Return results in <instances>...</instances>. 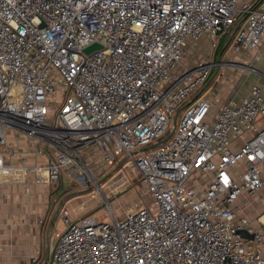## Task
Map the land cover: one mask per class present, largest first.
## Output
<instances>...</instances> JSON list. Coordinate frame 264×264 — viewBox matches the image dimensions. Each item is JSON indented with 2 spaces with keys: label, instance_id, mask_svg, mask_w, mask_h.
Listing matches in <instances>:
<instances>
[{
  "label": "built area",
  "instance_id": "obj_1",
  "mask_svg": "<svg viewBox=\"0 0 264 264\" xmlns=\"http://www.w3.org/2000/svg\"><path fill=\"white\" fill-rule=\"evenodd\" d=\"M233 27L251 69L264 0H0V186L8 169L22 183L29 172L38 184L87 180L101 154L103 168L127 159L152 202L111 210L112 222L62 211L52 264H264V210L249 212L264 189V85L214 112L199 90L216 64L182 65L204 36L215 46ZM180 107L170 139L141 151ZM9 131L46 162L8 166Z\"/></svg>",
  "mask_w": 264,
  "mask_h": 264
},
{
  "label": "crops",
  "instance_id": "obj_2",
  "mask_svg": "<svg viewBox=\"0 0 264 264\" xmlns=\"http://www.w3.org/2000/svg\"><path fill=\"white\" fill-rule=\"evenodd\" d=\"M233 56L238 58V61H228L222 76L207 83L205 87L211 88L210 95L217 100L214 112L227 102L240 103L250 95L253 85H264V49L259 61L255 62L251 69H247V63L241 53H235ZM260 125L264 126V121H261ZM235 144L239 146L241 142L236 141ZM45 162L46 158L43 156L34 155L25 165L31 168ZM39 176L46 178L44 171L40 172ZM23 177V170L17 172L8 169L3 175V180L13 178L21 181ZM59 188L58 183L38 184L36 179L28 180V177L22 186L6 185L0 188V264H52L51 255L57 235L65 230L60 214L67 210L69 215H72L70 203L67 204L69 196L64 198L63 193L58 192ZM263 192L264 189L259 195ZM127 211L129 209L122 210L121 213ZM258 211L260 210L251 214ZM59 217L60 223L57 222ZM81 218H78L75 212L72 220L78 221Z\"/></svg>",
  "mask_w": 264,
  "mask_h": 264
},
{
  "label": "rangeland",
  "instance_id": "obj_3",
  "mask_svg": "<svg viewBox=\"0 0 264 264\" xmlns=\"http://www.w3.org/2000/svg\"><path fill=\"white\" fill-rule=\"evenodd\" d=\"M244 18L242 17V19ZM233 28L228 33L220 34L214 41L215 46L212 45L213 41L208 36H204L188 50L187 58L182 65L191 67L196 63L204 61L216 64L205 86L199 90L200 92L205 89L201 93L203 97H207L211 93L210 87L205 88L207 83L213 82L222 76V73L225 71L223 68L226 64H229L228 61H238V58L233 56L236 53L232 45L235 41L233 35L236 32V28ZM231 42L233 43L231 44ZM63 90V87L58 88L57 100L59 104L64 99ZM183 115L184 110L180 107L175 114V118L178 116L177 124L181 122ZM174 122L175 119L171 122L172 124L167 134L171 132ZM3 154L8 166L16 170L24 169L27 167L25 162L31 156H34V149L32 143L25 135L9 131L7 150ZM95 159L92 176L87 180L78 181L67 175H62L58 182L60 185L58 192L63 193L64 198L69 196L68 199L70 200L67 201V204L70 203V209L72 211L71 218L74 217L76 212L78 218L95 216L99 222H112L113 215L111 214V210L115 212L116 216H121L122 210L129 209V211H134L143 205H152L151 197L147 193L146 186L140 181L137 172L129 167L127 164L129 161L127 162V159L122 157L107 168L102 167L104 160L101 154L95 156ZM27 177L28 180H34L36 175L29 172ZM23 184L22 182H18V180H11L2 184L0 188L2 189L6 185L22 186ZM258 209L260 211L264 210V192L262 195L258 193L252 198L251 210L249 212H256ZM60 221L61 218L59 217L57 222L60 223Z\"/></svg>",
  "mask_w": 264,
  "mask_h": 264
},
{
  "label": "water",
  "instance_id": "obj_4",
  "mask_svg": "<svg viewBox=\"0 0 264 264\" xmlns=\"http://www.w3.org/2000/svg\"><path fill=\"white\" fill-rule=\"evenodd\" d=\"M97 49H101V46L99 45V44H94V45H92V46H90L89 48H87L86 49V52L87 53H90V52H92V51H94V50H97ZM205 89H203L200 93H199V95L204 91ZM176 125H177V117L175 118V122L173 123V126H172V130H171V132L163 139V140H161L160 142H158V143H156V144H154V145H151V146H149V147H145V148H143V149H141V151H147V150H149V149H154V148H156V147H158L160 144H163V143H165L166 141H168L169 139H170V137L173 135V133H174V131H175V128H176ZM242 234H244V235H246V233L245 232H241Z\"/></svg>",
  "mask_w": 264,
  "mask_h": 264
},
{
  "label": "trees",
  "instance_id": "obj_5",
  "mask_svg": "<svg viewBox=\"0 0 264 264\" xmlns=\"http://www.w3.org/2000/svg\"><path fill=\"white\" fill-rule=\"evenodd\" d=\"M241 20H243V19H241ZM236 28V27H235ZM235 28H233V29H235Z\"/></svg>",
  "mask_w": 264,
  "mask_h": 264
}]
</instances>
